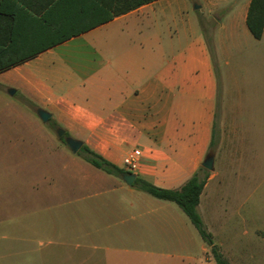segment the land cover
I'll return each instance as SVG.
<instances>
[{"label": "crops", "instance_id": "crops-1", "mask_svg": "<svg viewBox=\"0 0 264 264\" xmlns=\"http://www.w3.org/2000/svg\"><path fill=\"white\" fill-rule=\"evenodd\" d=\"M1 1L17 12L15 49L28 55L0 70V86L21 106L0 113V153L12 175L6 180L21 183L0 192V213L10 212L0 228L5 264H209L203 239L191 252L190 220L176 203L71 153L40 129L35 110L48 111L68 136L120 168L138 149L136 177L179 187L208 154L216 117L205 20L217 25L211 29L218 64L243 65L264 93V29L259 39L248 30L250 0H194L202 17L190 12L188 0H154L42 49L57 35L31 24L28 14L47 13L70 30L72 0L52 10L57 0ZM20 151L33 157L20 163L18 176L12 155ZM213 178L209 172L200 194L202 211L211 206L206 189Z\"/></svg>", "mask_w": 264, "mask_h": 264}, {"label": "rangeland", "instance_id": "rangeland-1", "mask_svg": "<svg viewBox=\"0 0 264 264\" xmlns=\"http://www.w3.org/2000/svg\"><path fill=\"white\" fill-rule=\"evenodd\" d=\"M194 2L188 0L190 12L202 17L200 9H195ZM205 21V37L213 44L215 30L211 28L217 25L211 19ZM212 60L217 82L215 127L213 125L216 145L208 152L214 155L213 168L208 171L213 173L214 178L209 181L206 189L211 206L206 211L197 206V211L204 228L212 235L213 243L230 264H264V93L260 80L247 72L243 65L230 68L224 62L218 64L214 53ZM223 99L227 103L225 119L220 117ZM11 106L21 107L18 95L11 96L0 86V113L5 114V110ZM53 122L52 118L46 123L40 122V129L57 137V127L53 128ZM32 155V152L26 151L12 155L17 163L14 173L21 176L20 163L32 159ZM4 161L2 152V195H5L7 189L9 191L13 188L15 191L21 188L19 180L17 184H10L6 180L7 175H12ZM7 212L0 213V228L4 229L8 223L5 219L9 218L10 212ZM189 224L195 237L191 252L196 253L202 237L194 225ZM3 233L0 230V235ZM3 244L4 240L0 238V264H5ZM210 253L212 258L209 264H217L211 249Z\"/></svg>", "mask_w": 264, "mask_h": 264}, {"label": "trees", "instance_id": "trees-1", "mask_svg": "<svg viewBox=\"0 0 264 264\" xmlns=\"http://www.w3.org/2000/svg\"><path fill=\"white\" fill-rule=\"evenodd\" d=\"M152 1L154 0H72V28L70 30L65 29L64 26L66 25L53 21L47 13L41 15L40 18H36L25 9L22 8L21 10H25L33 19V21H31L34 23H29L33 25L37 22L41 23L44 27L53 32L54 35H57V37L42 43L41 47H39V49H42L61 42L70 36H74L92 27L105 23L113 19L115 16L126 13ZM64 3L65 0H57L50 10H52L54 6L61 7ZM17 17V12L7 10L3 7V2L0 0V70L8 68L28 56L19 54L15 49ZM79 20H85L86 22L85 24L79 25L78 22H75ZM246 25L254 38L259 39L262 36L264 29V0H250L246 16ZM205 39L210 55L213 57L214 48L212 41L206 37ZM217 103V105H219V94ZM49 120H51V118H49ZM52 125L53 128L58 127L55 122H53ZM214 127L212 130L209 150L213 149L216 145ZM65 135L68 136V133L65 132ZM60 140L64 142L63 138H60ZM77 154L81 155L84 160L91 163L93 166L116 177L121 178L122 174L128 172L104 158L85 143L82 144ZM208 175L209 171L200 166L191 177L177 188L160 187L139 176L135 178L132 185L138 190L147 192L156 198L176 203L198 230L202 239L210 245L216 263L230 264L213 243L212 235L204 228L201 217L197 211L200 194L202 193Z\"/></svg>", "mask_w": 264, "mask_h": 264}, {"label": "water", "instance_id": "water-1", "mask_svg": "<svg viewBox=\"0 0 264 264\" xmlns=\"http://www.w3.org/2000/svg\"><path fill=\"white\" fill-rule=\"evenodd\" d=\"M12 92L13 91L11 90V93ZM35 111L42 123H46L49 120L50 113L45 109L37 108ZM56 135L58 138L64 139L65 144L73 154L77 153L83 144V142L79 139H76L71 136H66L65 131L62 127L56 128ZM213 161L214 155L212 153H208L202 161L201 166L207 170H211L213 168ZM121 178L127 185L131 186L136 178V174L132 172H127L122 174Z\"/></svg>", "mask_w": 264, "mask_h": 264}, {"label": "built area", "instance_id": "built-area-1", "mask_svg": "<svg viewBox=\"0 0 264 264\" xmlns=\"http://www.w3.org/2000/svg\"><path fill=\"white\" fill-rule=\"evenodd\" d=\"M140 153L134 148L128 151L123 158V166L128 172H133L138 168Z\"/></svg>", "mask_w": 264, "mask_h": 264}]
</instances>
